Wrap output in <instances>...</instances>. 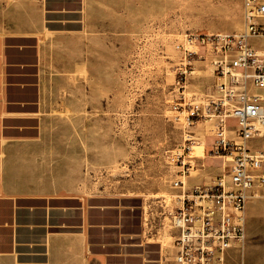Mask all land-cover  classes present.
<instances>
[{
	"label": "rangeland",
	"instance_id": "obj_1",
	"mask_svg": "<svg viewBox=\"0 0 264 264\" xmlns=\"http://www.w3.org/2000/svg\"><path fill=\"white\" fill-rule=\"evenodd\" d=\"M76 2L43 3L49 29L41 43L67 50L47 53L40 115L44 133L63 142V156L88 189L89 203L83 207L92 213L89 222L106 231L95 234V244H113L112 237H120L126 246L142 247L143 264H167L172 254L169 196L174 194L169 186L174 169L167 157L183 137L170 107L179 58L174 44L184 34L238 33L242 0H90L86 34L75 21ZM249 43L264 50V39ZM200 56L191 62L186 91L205 102L216 94L209 58ZM191 130L203 147L197 158L191 150L190 185L198 181L200 169L212 176L220 172L213 165L221 164L209 153L211 128L201 124ZM263 142L248 144L260 148ZM43 204L50 211L63 209L67 219L75 218L78 208L72 200ZM249 208L256 211L250 222L253 240L264 245V199L248 201ZM244 258L264 264V248L245 250Z\"/></svg>",
	"mask_w": 264,
	"mask_h": 264
},
{
	"label": "crops",
	"instance_id": "obj_2",
	"mask_svg": "<svg viewBox=\"0 0 264 264\" xmlns=\"http://www.w3.org/2000/svg\"><path fill=\"white\" fill-rule=\"evenodd\" d=\"M76 1L75 21L86 34L90 0ZM43 3L0 0V264H143L142 247L126 246L125 239L95 244V234L106 231L89 222L88 189L63 156V142L44 133L47 53L67 50L41 43L49 29ZM198 173L196 183L210 182L209 172ZM47 199L76 201L75 218L45 209ZM253 211L245 209L242 264H248L245 250L264 248L253 240Z\"/></svg>",
	"mask_w": 264,
	"mask_h": 264
},
{
	"label": "built area",
	"instance_id": "obj_3",
	"mask_svg": "<svg viewBox=\"0 0 264 264\" xmlns=\"http://www.w3.org/2000/svg\"><path fill=\"white\" fill-rule=\"evenodd\" d=\"M242 12L238 33L184 34L174 44L179 58L170 107L183 137L167 157L174 169L167 264H242L246 203L264 199V142L260 148L248 144L264 139V50L249 43L264 39V24L258 23L264 21V0H242ZM202 52L209 58L216 94L205 102L186 91L191 62ZM201 124L211 128L209 153L221 159L213 165L220 172L210 174L209 183L188 185L195 170L190 153L198 144L191 129Z\"/></svg>",
	"mask_w": 264,
	"mask_h": 264
},
{
	"label": "bare ground",
	"instance_id": "obj_4",
	"mask_svg": "<svg viewBox=\"0 0 264 264\" xmlns=\"http://www.w3.org/2000/svg\"><path fill=\"white\" fill-rule=\"evenodd\" d=\"M201 146H202L201 143H198V144H196V145L193 146V148H192V156L194 158H197L198 157V154L201 152V149L203 147V146L202 147Z\"/></svg>",
	"mask_w": 264,
	"mask_h": 264
}]
</instances>
